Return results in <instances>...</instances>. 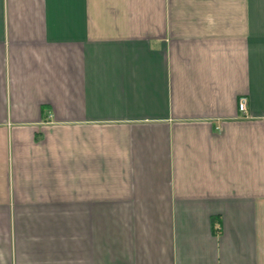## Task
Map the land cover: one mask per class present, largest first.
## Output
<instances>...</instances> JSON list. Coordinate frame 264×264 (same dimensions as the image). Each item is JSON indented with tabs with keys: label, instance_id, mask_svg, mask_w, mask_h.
<instances>
[{
	"label": "crops",
	"instance_id": "crops-1",
	"mask_svg": "<svg viewBox=\"0 0 264 264\" xmlns=\"http://www.w3.org/2000/svg\"><path fill=\"white\" fill-rule=\"evenodd\" d=\"M0 264H264V0H0Z\"/></svg>",
	"mask_w": 264,
	"mask_h": 264
},
{
	"label": "built area",
	"instance_id": "built-area-1",
	"mask_svg": "<svg viewBox=\"0 0 264 264\" xmlns=\"http://www.w3.org/2000/svg\"><path fill=\"white\" fill-rule=\"evenodd\" d=\"M239 112L242 114L247 113V99L245 97H241L238 104Z\"/></svg>",
	"mask_w": 264,
	"mask_h": 264
}]
</instances>
